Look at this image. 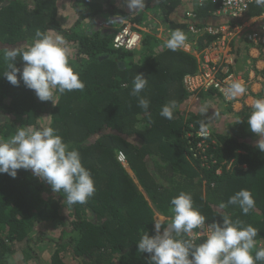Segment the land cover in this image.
<instances>
[{
	"label": "trees",
	"instance_id": "1",
	"mask_svg": "<svg viewBox=\"0 0 264 264\" xmlns=\"http://www.w3.org/2000/svg\"><path fill=\"white\" fill-rule=\"evenodd\" d=\"M74 1L80 17L66 28L59 19L60 0H0V139L14 135L17 127L42 126L41 117L47 116V126L79 151L96 192L86 203L69 206L63 203L62 194L53 192L31 170L19 169L15 178L0 174V264H7L5 257L17 249L24 260L34 257L30 243L40 242L39 233L34 232L41 222L61 227L53 241L55 250L45 264H67L63 260L66 254L78 258L77 264H150V254L139 252L137 243L146 232L155 235L156 213L166 218L163 232L173 215L170 201L181 191L192 195L193 207L205 217V224L219 222L227 214L244 226L257 228L255 255L264 247V152L256 147L260 137L250 131L248 117L234 115L217 127L206 113L185 112L193 92L186 88L183 77L198 71L197 59L181 49H167L165 42L154 37H149L141 51L114 49L115 29H95L93 20L110 22L112 16L128 14L114 0ZM150 4L165 21V30L171 31H187L190 20L200 26L211 23L217 6L211 2L198 5L197 0H146L144 8ZM263 11L253 2L244 19ZM188 12L195 18L188 17ZM222 22L229 20L220 19L216 24ZM37 30L64 37L69 64L85 84L83 91L57 94L55 105L40 101L22 81L13 86L3 76L7 70L4 50L26 48ZM213 38L200 34L195 49L202 50ZM245 41L242 34L231 49L237 66L243 61L240 52L248 46ZM16 66L23 67L20 57ZM136 74L148 80L140 93L150 101L147 111L130 94ZM201 93L222 100L213 88ZM171 101L176 108L173 119L168 120L160 111ZM201 123L210 135L199 148L201 139L195 131ZM132 135L136 142L130 140ZM118 152L125 155L133 175L117 161ZM241 189L249 190L255 200L248 215L238 205L219 208ZM177 238L189 239L183 234ZM204 239L198 237L194 243Z\"/></svg>",
	"mask_w": 264,
	"mask_h": 264
},
{
	"label": "clouds",
	"instance_id": "2",
	"mask_svg": "<svg viewBox=\"0 0 264 264\" xmlns=\"http://www.w3.org/2000/svg\"><path fill=\"white\" fill-rule=\"evenodd\" d=\"M125 3L131 13L139 12L145 7V0H125ZM254 3L256 7L264 9V0H254ZM261 14L250 19H244L243 16L236 22L241 21L240 24H242L252 19L260 22ZM221 18L228 19L229 23L235 20L227 17ZM210 21L216 24L218 20L210 19ZM128 23L134 25L141 36V42L135 49L117 50L138 51L143 43V27L129 21L124 22L119 27H112V30L115 29L116 34L120 28ZM165 31L170 34L166 41L155 35L152 37L161 39L165 42L164 47L173 52L181 49L194 56L193 51L201 52L209 48L212 43L211 41L205 48L198 51L195 49L197 35L192 34L188 28L187 31L193 40L190 45L186 43L187 36L182 30L171 31L169 29ZM185 45H188L191 50H185L183 48ZM232 47L233 45L230 44L228 48V54L233 57V63L229 66V70L236 76L239 71L235 73L233 68ZM246 49L242 50L240 55H247L244 59L248 60L247 64L251 67L255 66L253 60L257 58L264 60V55L259 54L254 59L248 51L249 46ZM17 57L23 61L22 69L16 66ZM2 58L7 65V70L3 76L8 82L13 86H18L22 81L24 86L33 90L42 102L52 101L55 105L54 97L57 94H63L66 91L72 92L73 90L83 91L85 88V84L80 79V73L69 64V48L62 35H52L37 30L30 45L26 48L6 49ZM250 70H254L255 73L259 72L257 68ZM260 78L263 87L259 95L264 97V75ZM242 81L244 82V76ZM243 82L234 80L228 84L223 90L225 96L216 90L222 95V97L220 96L222 99L221 108H224V102L234 100L246 93L247 89ZM147 83L148 80L142 74H136L132 81L133 87L130 93L138 98V106L145 111L148 110L150 101L141 96L140 93L146 88ZM207 90L200 89L199 93ZM175 108V101L165 104L162 106L160 116L168 120L173 119ZM251 108L252 110L245 114L248 117L247 123L250 131L260 137L256 147L264 152V98L256 99ZM207 110L206 106L200 108L202 114L206 113ZM201 130L204 131L203 123H201ZM196 132L195 136L199 138ZM19 169L31 170L32 174L46 182L53 192L62 194L65 197L63 201L65 205L84 204L96 192L91 172L82 164L79 151L64 142L57 130L51 126L17 127L14 135L7 139H0V174L7 173L15 178ZM170 204V211L173 215L171 222L164 227L163 232L161 233L163 224L155 222V235L149 236L146 232L137 243L139 252L150 254V264H257V262H264V247L259 248L253 255V250L257 246L255 238L259 233L258 229L250 224L244 226L242 221H234L227 214L220 216L222 217L221 221H214L207 226L208 234L202 243L196 244L190 238L178 239L177 237H181L182 234H191L194 229L204 225L205 217L193 207V199L190 193L181 191L178 196L171 199ZM228 205H238L241 212L248 215L255 207V200L249 190L241 189L231 196L227 203L221 202L219 208L225 209Z\"/></svg>",
	"mask_w": 264,
	"mask_h": 264
},
{
	"label": "built area",
	"instance_id": "3",
	"mask_svg": "<svg viewBox=\"0 0 264 264\" xmlns=\"http://www.w3.org/2000/svg\"><path fill=\"white\" fill-rule=\"evenodd\" d=\"M205 2L217 4L214 17H227L235 20L230 23H208L201 26L194 20L188 22L187 28L192 34L198 36L207 33L213 36L214 39L209 48L201 52H192L198 61V71L185 75L183 83L192 92L213 88L224 95L223 90L228 84L236 80L235 74L229 70V66L233 63V57L228 54L231 41L233 39L237 40L238 37L244 34L250 49H255L257 54L264 55V12L259 17L261 19L259 23L255 24L256 19H254L252 22L249 20L240 24L236 20L243 18L248 5L254 0H197L198 5H202ZM188 17L194 19L195 14L188 12ZM140 42V34L133 24L128 23L116 32L112 40V46L115 49L132 50L137 48ZM183 48L187 51L191 50L188 45ZM196 135L201 139L198 143L200 148L204 143V138L209 137L210 131L204 126V131L200 128L197 130ZM116 158L122 165H126V158L122 152H118ZM207 226L208 224H204L194 229L187 236L193 241L201 236L206 237L208 234Z\"/></svg>",
	"mask_w": 264,
	"mask_h": 264
},
{
	"label": "rangeland",
	"instance_id": "4",
	"mask_svg": "<svg viewBox=\"0 0 264 264\" xmlns=\"http://www.w3.org/2000/svg\"><path fill=\"white\" fill-rule=\"evenodd\" d=\"M116 2V7L121 8L122 5L120 2H123L125 5V0H114L113 3ZM146 3V0H145ZM123 11H125L128 16H122L120 14H117L115 16H112L111 21L114 26H121L124 24V22H133L136 21L138 25L143 27V43L139 50H142V46L147 45V42L149 41V37L151 38L152 35H155L157 37L162 38L164 41V38H168L167 31L164 30L165 21L161 17L158 9L153 5L150 4L146 6V8H143L139 12L131 13L127 5L125 7H122ZM80 14L77 9V4L74 0H60L59 2V19L61 21V24L63 27L70 28L72 27V24L79 19ZM139 20H136L138 19ZM107 22V20H106ZM105 23V21H104ZM104 23L101 22L98 18L93 20V28L100 30L101 29H108L105 28ZM109 24V22H107ZM107 27V26H106ZM112 30V28H110ZM163 32V33H162ZM186 36L187 40L186 43H193V40L191 39V35L188 31H183ZM52 35H55L54 32H49ZM170 35V34H169ZM157 40H161L158 39ZM149 47V45H148ZM150 48V47H149ZM151 49V48H150ZM244 61V59H243ZM243 63V62H242ZM243 66V65H242ZM240 69L242 68L241 66ZM242 70V69H241ZM211 98V97H210ZM208 97L203 96L201 93H199V90L196 92H193L190 99L187 101L185 106V112L187 111H197L200 112V108L202 106L207 107L206 116L209 118V121L212 123V125H215L217 127H223L224 124L229 121L231 118H234L231 113H226V111H223L222 108L218 105L222 103L221 100H219L217 97H213V99H210ZM210 99V101H208ZM215 107L217 110H215ZM229 119V120H228ZM42 126L48 125V117L43 116L40 120ZM130 140L137 141V138L133 135L129 137ZM125 168L128 170V172L131 173L127 165ZM62 214L66 213V208H63L61 211ZM165 220V217L160 215L159 213H156L154 216V226L155 222L163 223ZM52 223V222H51ZM49 222H41L37 225L34 233H39L36 236H40V242L37 243H30L31 244V251L34 254V257H32L30 260H24V254L21 252V250L17 249L12 256L10 254L5 257V260L7 264H45L50 261V257L55 250L54 242L59 236L61 227L58 226V224H51ZM35 237V236H34ZM63 260L67 264H77L79 262L78 258H72L69 254L64 255Z\"/></svg>",
	"mask_w": 264,
	"mask_h": 264
},
{
	"label": "crops",
	"instance_id": "5",
	"mask_svg": "<svg viewBox=\"0 0 264 264\" xmlns=\"http://www.w3.org/2000/svg\"><path fill=\"white\" fill-rule=\"evenodd\" d=\"M120 4L122 5V7H125L126 5L123 2H120ZM213 20L217 21L220 20V18L218 17H214ZM221 20L223 21V19L221 18ZM254 20V19H252ZM251 20V22H252ZM259 21H256L255 24H257ZM104 26H107L106 28L110 29L113 27V23L110 21L109 24L107 22L104 23ZM168 34V38H169V33ZM168 38H164L165 41ZM164 41V40H163ZM236 39H233L231 41V45H234ZM249 46V45H248ZM247 48V47H246ZM232 49V48H231ZM247 50V49H246ZM249 52L251 51V54L253 56V58L255 59L257 54V51L255 49H250L249 47ZM235 54L233 53V56ZM247 55H243V58L240 59L243 60ZM244 63H241V69L240 67L238 68L237 65H235V61H234V65L233 68L236 71H239V73H236V81H242V77L244 76V82L243 84L246 86V93L242 96H239L237 98H235L234 100H230V101H226L224 102V107L228 108L229 113H231L233 116L234 115H240V114H246L249 111L252 110L251 106L254 103V101L256 99H261L264 98L263 96H260L259 93L262 90L263 87V82H261V78L264 75V60L263 59H255V66L251 67L250 65L247 64L248 60L243 61ZM243 65V66H242ZM246 67V68H245ZM245 68V69H244ZM251 68H257V70L259 71L258 73H255L254 70H250ZM262 75V76H261Z\"/></svg>",
	"mask_w": 264,
	"mask_h": 264
},
{
	"label": "bare ground",
	"instance_id": "6",
	"mask_svg": "<svg viewBox=\"0 0 264 264\" xmlns=\"http://www.w3.org/2000/svg\"><path fill=\"white\" fill-rule=\"evenodd\" d=\"M195 58V57H194Z\"/></svg>",
	"mask_w": 264,
	"mask_h": 264
}]
</instances>
